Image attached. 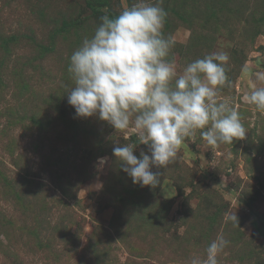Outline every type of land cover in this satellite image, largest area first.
<instances>
[{
	"label": "rangeland",
	"instance_id": "374dc122",
	"mask_svg": "<svg viewBox=\"0 0 264 264\" xmlns=\"http://www.w3.org/2000/svg\"><path fill=\"white\" fill-rule=\"evenodd\" d=\"M138 2L0 0V264H189L220 235L230 244L218 264H264V111L245 100L264 72V0H162L167 59L181 74L227 52L231 83L217 99L247 133L212 147L196 130L175 163L152 168L155 188L134 184L113 155L131 145L151 155L134 117L115 130L76 116L67 95L70 57L104 9L111 18Z\"/></svg>",
	"mask_w": 264,
	"mask_h": 264
},
{
	"label": "clouds",
	"instance_id": "9594fccd",
	"mask_svg": "<svg viewBox=\"0 0 264 264\" xmlns=\"http://www.w3.org/2000/svg\"><path fill=\"white\" fill-rule=\"evenodd\" d=\"M161 4L139 0L111 18L104 9L101 23L73 52L68 68L74 81L68 103L76 116H98L121 131L129 129L134 117L133 130L151 155L141 152L138 158L136 145L114 147L113 155L134 184L152 188L162 175L152 168L175 163L183 142L196 130H204L200 135L212 147L233 144L247 133L238 111L217 99L219 90L231 83L229 54L210 53L178 74L175 62L167 59L174 41L163 33L168 13ZM255 80L260 86L254 85L245 100L264 111V72L256 73ZM229 219L238 223L235 213ZM229 244L220 235L208 245L206 259L193 256L189 264H218Z\"/></svg>",
	"mask_w": 264,
	"mask_h": 264
}]
</instances>
